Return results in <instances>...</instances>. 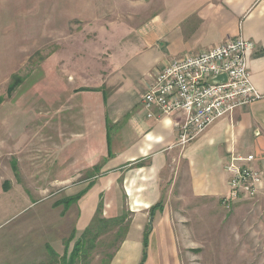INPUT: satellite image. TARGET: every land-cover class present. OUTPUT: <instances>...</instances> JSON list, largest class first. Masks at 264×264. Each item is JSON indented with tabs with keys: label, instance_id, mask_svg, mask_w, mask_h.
Listing matches in <instances>:
<instances>
[{
	"label": "crops",
	"instance_id": "crops-1",
	"mask_svg": "<svg viewBox=\"0 0 264 264\" xmlns=\"http://www.w3.org/2000/svg\"><path fill=\"white\" fill-rule=\"evenodd\" d=\"M156 6L144 22L108 25L107 30H117L111 37L105 38L102 25L105 78L93 85L91 55L92 67L77 66L80 80L66 100L60 97L54 104L52 121L45 109L34 150L17 145L20 121L6 117L0 104V207L12 205L15 188L25 195L33 174L41 197L56 199L53 206H63L62 214L70 216L71 207L80 205L74 219L79 233L90 225L101 202L105 217L130 213L127 233L110 264H140L149 226L144 264H185L179 238L187 237L188 219L184 214L177 219L175 209L195 199L221 205L228 193L225 164L232 154L254 156L251 164L262 173L259 195L264 196V0H163ZM140 7L141 1H135L134 11L141 12ZM240 35L255 44L248 64L263 97L180 145L175 124L181 115L150 118L141 105L152 75L174 58ZM71 53V62L85 55ZM6 106L7 113L16 115L25 109ZM77 196V201L66 200ZM160 202L163 208L151 214Z\"/></svg>",
	"mask_w": 264,
	"mask_h": 264
},
{
	"label": "rangeland",
	"instance_id": "rangeland-1",
	"mask_svg": "<svg viewBox=\"0 0 264 264\" xmlns=\"http://www.w3.org/2000/svg\"><path fill=\"white\" fill-rule=\"evenodd\" d=\"M135 1L0 0V104L5 108L6 104L25 108L18 115L7 113L5 108L1 111L10 120L20 121L17 145L25 143L26 151L35 149L33 139L37 138L38 127L41 130L38 123L43 121L45 109V117L52 121L54 104L60 97L66 100L70 87L80 80L77 66L92 67L90 55L93 85L105 78L101 72L105 68L103 24L105 38L111 37V32L117 30L106 27L113 23L144 22L155 5L159 9L163 3L140 0L141 7L136 8L139 12L134 11ZM71 52L85 55L71 62ZM70 75L74 77L69 78ZM46 131L48 134L47 128ZM33 176L30 175L25 195L18 194L15 188L10 192L12 205L4 210L0 207V264H49L47 245L62 255L65 245L72 250L82 235L76 231L74 221L75 214L81 212L80 205L75 204L70 209L72 214L63 213L64 216L63 206H53L56 199L41 197L42 191L36 189L33 179L38 177ZM48 192L54 193L56 189ZM63 195L62 192L59 197ZM263 198L258 194L229 206L222 201L220 205L208 199H195L188 206L176 207L177 219L184 214L189 225L187 237L179 238L183 262L264 264ZM130 216L126 213L124 222H114L116 216L105 217L103 211L102 217L109 222L106 227L103 224L97 247L81 264H102L118 247ZM178 224L180 228L181 223Z\"/></svg>",
	"mask_w": 264,
	"mask_h": 264
},
{
	"label": "built area",
	"instance_id": "built-area-1",
	"mask_svg": "<svg viewBox=\"0 0 264 264\" xmlns=\"http://www.w3.org/2000/svg\"><path fill=\"white\" fill-rule=\"evenodd\" d=\"M254 46L240 35L212 49L172 59L152 75L140 99L142 107L150 118L180 114L175 124L179 144H188L219 119L263 97L252 83L248 64ZM253 160L252 155L232 154L225 164L228 193L222 202L226 206L260 193L262 173L251 164Z\"/></svg>",
	"mask_w": 264,
	"mask_h": 264
},
{
	"label": "trees",
	"instance_id": "trees-1",
	"mask_svg": "<svg viewBox=\"0 0 264 264\" xmlns=\"http://www.w3.org/2000/svg\"><path fill=\"white\" fill-rule=\"evenodd\" d=\"M12 88V87H11ZM80 198V196L67 199L69 202L77 201ZM163 208V202H160L153 206L151 208V214H154L156 210ZM103 212V204L102 202L99 204V207L97 209L96 215L93 218L90 225L82 232V235L75 243V246L72 250L69 249V245H65L64 253L60 255L56 250H54L53 247L50 245H47L49 254L51 256V262L49 264H81L82 260H86L89 255H91L92 251L97 247V241L100 236V234L103 232V224H105V227L107 226L109 220L105 217H102ZM126 213H124L121 216H116L114 219H112L114 222H124L126 219ZM128 225H125L123 229H125L124 234L121 237V240L119 242L118 247L120 246L121 242L125 238V235L128 230ZM150 226L147 227L144 233V239H143V256L141 259L140 264H144V262L147 259L148 254V245H149V235H150ZM75 232V231H74ZM120 237V235H118ZM73 239V238H72ZM116 248V250L118 249ZM116 250L108 255V258L103 260L102 264H110L111 260L113 259ZM40 264H47V263H40Z\"/></svg>",
	"mask_w": 264,
	"mask_h": 264
},
{
	"label": "water",
	"instance_id": "water-1",
	"mask_svg": "<svg viewBox=\"0 0 264 264\" xmlns=\"http://www.w3.org/2000/svg\"><path fill=\"white\" fill-rule=\"evenodd\" d=\"M152 223H153V217L150 218V224H152Z\"/></svg>",
	"mask_w": 264,
	"mask_h": 264
}]
</instances>
